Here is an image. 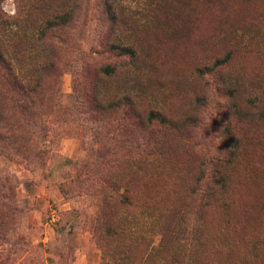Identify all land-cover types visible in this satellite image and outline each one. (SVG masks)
I'll list each match as a JSON object with an SVG mask.
<instances>
[{
	"label": "rangeland",
	"instance_id": "obj_1",
	"mask_svg": "<svg viewBox=\"0 0 264 264\" xmlns=\"http://www.w3.org/2000/svg\"><path fill=\"white\" fill-rule=\"evenodd\" d=\"M0 9V264H264V0Z\"/></svg>",
	"mask_w": 264,
	"mask_h": 264
},
{
	"label": "trees",
	"instance_id": "obj_2",
	"mask_svg": "<svg viewBox=\"0 0 264 264\" xmlns=\"http://www.w3.org/2000/svg\"><path fill=\"white\" fill-rule=\"evenodd\" d=\"M1 2V0H0ZM3 15L0 9V24L2 25L4 22H2ZM114 50L119 51V54L126 55L130 51L128 47H117L114 48ZM11 61L7 57L5 51L0 47V100L2 101V110L3 112H7L9 110L13 113H20L23 115H26V117H34L37 112V109L40 108L42 104L38 102L40 97L42 96H35L34 91L42 92V93H48L45 90V87L43 84L38 85L36 89H29L28 87L24 86L22 82L18 79L16 76V72L10 63ZM113 71L112 67L107 66L104 69V73L109 75ZM54 105H59L61 103V99L63 98V94L56 89H50L49 90ZM49 94V96H50ZM50 98V97H49ZM47 99V96L45 97ZM52 102V101H51ZM77 108V107H76ZM81 108H78V110ZM12 113V114H13ZM104 159V158H103ZM64 161L66 165H73L78 164L75 161L64 158ZM97 167H107L109 165V162L107 160H102L99 163L95 164ZM81 180V179H80ZM79 176H77L75 182H80ZM91 179H88L90 182ZM62 191L64 192L65 189L62 188ZM65 193V192H64Z\"/></svg>",
	"mask_w": 264,
	"mask_h": 264
}]
</instances>
